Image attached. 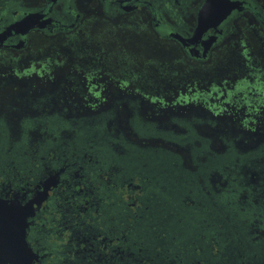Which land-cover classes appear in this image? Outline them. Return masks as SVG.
<instances>
[{"label": "flooded vegetation", "instance_id": "obj_1", "mask_svg": "<svg viewBox=\"0 0 264 264\" xmlns=\"http://www.w3.org/2000/svg\"><path fill=\"white\" fill-rule=\"evenodd\" d=\"M207 1L0 0V199L33 205V264H264V129L222 111L236 87L217 72L230 53L264 61V0H213L200 30ZM45 58L53 74L70 67L62 82L90 113L41 94L23 98L32 113L9 124L20 79H46L25 65ZM141 68L166 85L118 84L117 72ZM106 70L120 96L104 108L92 88ZM182 79L195 80L190 103L151 99L178 93L170 81ZM255 85L240 90L261 118L264 84Z\"/></svg>", "mask_w": 264, "mask_h": 264}, {"label": "rangeland", "instance_id": "obj_2", "mask_svg": "<svg viewBox=\"0 0 264 264\" xmlns=\"http://www.w3.org/2000/svg\"><path fill=\"white\" fill-rule=\"evenodd\" d=\"M103 26L104 25H98L92 27L89 32H92L94 34L99 33L103 30ZM152 46L153 45H151L150 48L153 51L154 49L152 48ZM127 53L135 57L139 52H127ZM159 53L162 52H149L151 56L154 54L156 55L155 58L156 60L159 58L158 56ZM57 54L60 56L61 52H57ZM235 54L236 53H230V55L227 57L228 59L225 60L224 63L220 64L219 68L217 69L218 74L220 76H223L224 78L223 81H229L232 87L233 85L234 87H236V89H232V88L228 89L229 91L228 94L226 93V95L223 97L224 100H222L224 102L218 106L222 108V111H227V112L237 111L238 113H240L239 115L242 114L245 119L244 122L245 126L251 128L254 127L256 123H258V125L261 124L259 126L263 127L264 129V115H262L261 118L257 117L256 111L252 110V107L250 106L248 107L246 100H244V96L241 94L247 88L240 90L241 84H244L247 87L256 86L255 83L264 84V61L259 60L251 63L247 60L248 57L238 58L237 55ZM34 61L27 63L24 69L30 70L36 67L35 69L40 71V69L42 68L46 73V79H43L42 81L35 80V78H31V77L30 78L27 77L25 78V80L23 78L20 79L21 80V82H19L20 89L10 94V97H8V101H6V105H5L6 107L5 117L9 124H12L14 121H17L18 118L21 117L23 114H28L29 112L32 113V108L26 105V103L23 104L25 102V101L23 102V98H27V99L36 98L41 94L47 95V94L59 93V95L62 97V101L65 104H72L77 110H80L84 113H90L89 111L90 109H88V107L91 108V106L87 107L85 101L81 99L78 94H74L72 92L73 89H71V87L65 85L62 82L64 80L63 78L65 77L64 73H66L67 70L70 69V67L69 69L67 68L64 71V73L58 72L56 74H53L50 66L51 63L49 62L48 59L45 58ZM58 61H63V59L62 58L58 59ZM152 62H156V61H153L151 57H149L145 60L144 64L148 65L149 63ZM73 64L75 63H72V65ZM4 70L6 71V73L10 72L8 68H5ZM108 73H109L108 70L104 71V73L101 74L99 73L98 79L96 80L98 84H93L95 87L92 88L93 92H96L97 94H99L100 97L106 99V103L103 106L104 108L110 106L109 103L111 102V100H114L116 96L118 95L120 96V94H118L120 90L116 88L117 85L113 81L109 80L110 77L109 75H107ZM159 73L155 70V68H150L148 70L141 68V70H135L133 73H129V74L126 72H117L116 76L121 78L118 84L129 86V90L138 87L139 83H144V85H142L144 91L151 92V91H156L157 87L165 86L167 83L165 77L161 76ZM166 73L169 75L173 74L172 72H166ZM193 81L195 80H183V79L171 80L170 81L171 85L182 86V89L178 93H174L173 95H171V97H168L167 95H163L161 93L154 94L151 95V99L158 101L159 104L161 103L163 107H170L172 104H176L177 102H181L183 100L187 101V103H190L192 96L191 94L188 93V91L192 90V87H188V86L192 85L191 82ZM61 83L63 84L62 87H60ZM55 87H58V89ZM240 99H242V101H240ZM235 100L238 101L237 104L233 102ZM128 112L129 111L124 106L118 108L117 109L118 118H120V120L126 119L128 117ZM143 112L150 117L159 118V119H162L167 114V112H163V111H160L159 113H152L150 112V110L147 109H144ZM158 143H160L161 145L163 144L162 141ZM183 155L185 156L184 157L185 160L189 161L187 154L183 153Z\"/></svg>", "mask_w": 264, "mask_h": 264}, {"label": "water", "instance_id": "obj_3", "mask_svg": "<svg viewBox=\"0 0 264 264\" xmlns=\"http://www.w3.org/2000/svg\"><path fill=\"white\" fill-rule=\"evenodd\" d=\"M212 1L208 0L203 8L199 19L200 30L204 29L203 24L210 18ZM229 2L227 11L218 21L234 8V4ZM32 215V204L22 206L16 201L0 199V264H33L37 258L27 241L29 218Z\"/></svg>", "mask_w": 264, "mask_h": 264}, {"label": "trees", "instance_id": "obj_4", "mask_svg": "<svg viewBox=\"0 0 264 264\" xmlns=\"http://www.w3.org/2000/svg\"><path fill=\"white\" fill-rule=\"evenodd\" d=\"M230 144L233 146L232 142H229V146H230ZM229 149H231V146L229 147ZM232 161H235V158H232Z\"/></svg>", "mask_w": 264, "mask_h": 264}]
</instances>
